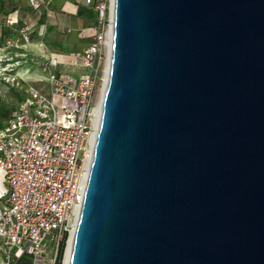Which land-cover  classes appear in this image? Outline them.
I'll use <instances>...</instances> for the list:
<instances>
[{"label":"water","instance_id":"1","mask_svg":"<svg viewBox=\"0 0 264 264\" xmlns=\"http://www.w3.org/2000/svg\"><path fill=\"white\" fill-rule=\"evenodd\" d=\"M69 264H264V0H113Z\"/></svg>","mask_w":264,"mask_h":264},{"label":"built area","instance_id":"2","mask_svg":"<svg viewBox=\"0 0 264 264\" xmlns=\"http://www.w3.org/2000/svg\"><path fill=\"white\" fill-rule=\"evenodd\" d=\"M83 3L95 13V31L87 46L66 63L78 67L79 73H69L74 79L63 81L52 68L65 63L44 58L49 72L38 79L42 85H30L32 101H19L0 125L5 184L0 191V240L7 247L0 246V264H15L23 254L43 263L50 242L56 243V257L60 241L79 217L99 127L96 90L111 52L113 0ZM7 24L14 25L15 19ZM27 31L21 29L23 45L30 41ZM21 45L13 41L10 46ZM8 64L13 71V63ZM16 76L5 74L9 80Z\"/></svg>","mask_w":264,"mask_h":264},{"label":"rangeland","instance_id":"3","mask_svg":"<svg viewBox=\"0 0 264 264\" xmlns=\"http://www.w3.org/2000/svg\"><path fill=\"white\" fill-rule=\"evenodd\" d=\"M11 1V0H7ZM13 1V0H12ZM18 3L21 5H29V7L35 12L32 15H30V18L33 19L34 24H40L34 31V39L35 41H31L34 43H39L41 40L45 41L46 47L50 50V54L46 53L43 57L35 54L29 57L27 60H20V61H13V47L10 45L15 41V34L13 33V25L9 26L7 24V20L12 18V14L8 15H0V125L4 124L8 120V116L10 114V111L12 110L15 105L21 101H32V97L29 91L30 85L39 86L42 85L40 81L38 82H29L26 79H23L22 76L17 75L15 80H9L7 77H5V74H11L14 71H11L10 66L8 63H13V69L19 70L20 68L27 69L28 68L30 73H33L34 71L39 72L41 74L47 73L45 66L43 64L44 57L48 60L51 56H57L60 62L65 63L64 66H60L59 68H52V70L58 72V77L63 80L67 81L69 78V73L76 74L79 73L80 69L73 68L71 69L70 66H68L66 63H68L69 58H73L76 55H78V52L82 51H64V50H58L57 48H54L53 46H50L48 44V39L51 37L53 31L55 30V27H52L51 25H48L47 22V15L45 14L46 10L44 7V3L48 2L49 5L52 7L56 6L57 0H17ZM62 2V0H60ZM40 8V11H39ZM13 12V11H12ZM76 25V23H74ZM95 31V28L93 26H90L87 24V22H84V27L82 29H79L76 25L73 27L70 38L77 43V47L81 48L85 44L86 37L91 36ZM47 35L45 36V34ZM82 38L79 40L78 38ZM9 41V42H7ZM18 55V54H17ZM20 57V56H18ZM29 64V65H28ZM36 73L34 75H31V77H35ZM37 77V76H36ZM74 79V77L70 76ZM101 82V81H100ZM101 88V84L98 87V90H96V101L97 96L99 93V90ZM5 187V184L2 182V176L0 172V191H3ZM64 237L62 240L64 241V248L65 246V239ZM61 240V241H62ZM60 241V242H61ZM0 246L2 249L7 250L6 245L3 241L0 240ZM60 245V243H59ZM58 245V249H59ZM56 248V243H49V249L47 254L45 255L43 263H37L34 262L31 257V263L30 264H62V257L61 261L57 263L56 257L54 256ZM2 249H0V256H2L3 252ZM64 250V249H63ZM58 253V252H57ZM63 256V253H62ZM1 260V257H0Z\"/></svg>","mask_w":264,"mask_h":264},{"label":"crops","instance_id":"4","mask_svg":"<svg viewBox=\"0 0 264 264\" xmlns=\"http://www.w3.org/2000/svg\"><path fill=\"white\" fill-rule=\"evenodd\" d=\"M12 2L14 9L13 12L9 14L13 13L12 17L13 19H15V24L13 25V33L15 34V39H16L15 41L22 43L20 47H16V48L13 47V57H12L13 61L15 62L20 60L24 61L35 54H38L42 57L46 53L50 54V50L44 44L45 43L44 40H41V42L39 43L31 42V41H35L34 31L38 26H40V24H34L33 19L30 18V15H32L35 12L29 7V5H25V4L21 5L20 3H18L17 0H13ZM43 5L46 10L45 14L47 15L48 18L46 23H48V25H51L52 27H55V30L53 31L51 37L48 39V44H50V46H53L54 48H57L58 50H64V51L83 50L90 41L91 36L86 37L85 44L81 48H78L77 43L70 38V34L73 27H75L76 25L78 26L79 29H82L84 27V22H87L88 25L93 26L95 21L93 22L91 20L90 14L91 12L94 11L90 7H87L83 3V0H62V2L60 0H57L55 7L49 5L48 2H45ZM74 23H76V25ZM24 27L27 28L28 30L27 32L30 37V41L28 43H25V45H23L24 44L23 34L21 33V29ZM46 35L47 33L45 34V36ZM78 39L81 40L82 38L80 37ZM51 57H54L57 60H59L57 56H51ZM60 66H64V65L60 64L56 68H59ZM28 68L30 67H27V69L20 68L19 70H17L16 68V70L13 69V71L16 72L17 75L22 76L23 79L29 80L31 83L38 82V79H43L44 77L47 76L49 72L48 65L45 68L47 73H43V74L36 71L30 73ZM35 73H36L35 77H31V75H34Z\"/></svg>","mask_w":264,"mask_h":264},{"label":"bare ground","instance_id":"5","mask_svg":"<svg viewBox=\"0 0 264 264\" xmlns=\"http://www.w3.org/2000/svg\"><path fill=\"white\" fill-rule=\"evenodd\" d=\"M109 58L110 57H108V59H107V64H106V68H105V76H104L103 81L101 82V88H100L98 96H97V101L95 99L96 109H97L98 112L101 109V103H102V100H103L104 90H105V86H106V83H107L108 68H109ZM90 158H91V156H90ZM76 224H77V220H75V222L72 224V226L70 228V232H69V234H68V236H67V238L65 240V246L66 247L64 248V251H63L62 264H69Z\"/></svg>","mask_w":264,"mask_h":264},{"label":"trees","instance_id":"6","mask_svg":"<svg viewBox=\"0 0 264 264\" xmlns=\"http://www.w3.org/2000/svg\"><path fill=\"white\" fill-rule=\"evenodd\" d=\"M13 9H14V7H13L12 1L9 2L6 0H0V15H8L9 13H11L13 11ZM94 16H95V13L91 12L90 17H91V20L93 22L95 21ZM43 64H44V66L46 65L45 60H44ZM45 68H46V66H45ZM70 68L73 69V68H78V67H70ZM68 74H69V72H68ZM63 249H64V241L62 240L60 242L57 257H56L57 263H59L61 261L62 253L64 251ZM30 263H31V256L27 255V254H23L19 259H17L15 264H30Z\"/></svg>","mask_w":264,"mask_h":264}]
</instances>
